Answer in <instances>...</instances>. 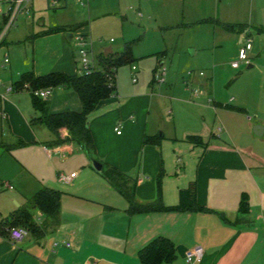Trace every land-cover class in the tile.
<instances>
[{"label": "crops", "instance_id": "obj_1", "mask_svg": "<svg viewBox=\"0 0 264 264\" xmlns=\"http://www.w3.org/2000/svg\"><path fill=\"white\" fill-rule=\"evenodd\" d=\"M76 1L77 6L85 7ZM126 2L134 3L136 6L131 10L147 23L154 22L151 15L156 17L161 5L168 18L177 15L182 3L183 14H190L197 23L207 21L229 35L242 37L257 32L260 50L264 52V0ZM62 5L66 9L68 0ZM224 25L246 29L229 32ZM42 27L40 33L51 29L44 24ZM57 27L73 29L71 33L78 29L77 24ZM71 33L37 38L34 53L39 55L41 49L48 50L44 62L34 60L33 68L29 61L20 66L10 61L8 70L6 64L0 63L3 67L0 74L4 75L0 82V162L7 159L13 170L12 174H6L0 168V222L21 209H30L38 224L48 225L44 237L28 234L31 238L25 237L20 242L11 240L8 231L0 234V264H141L139 252L158 237L175 244L177 259L171 264H188L186 252L197 245L205 249L200 264H264V115L258 120L250 117L247 109L218 102L213 97L212 77L205 78V74L185 84L170 74L161 83L154 68L150 83L147 79L141 84L132 80L129 87H118L116 74L115 96L101 101L88 118L95 144L92 156L70 141L66 129L60 131L64 143L54 145L56 137L47 127L31 123L39 116L33 107L31 91L14 86L28 72L37 77L56 72L78 74L75 53L66 44L73 39ZM84 34L80 37L88 41V32ZM26 40L18 43L26 45ZM132 42L126 43L121 52L108 46L101 54H94L96 66L99 67L102 56L117 59ZM2 48L5 55L10 52L8 38ZM255 49L254 45L251 52ZM132 58L134 63L133 52ZM76 65L79 67L78 62ZM254 67L251 60L249 69ZM144 72L138 67L135 71L142 76ZM8 86L14 87V91L8 92ZM195 89L202 90V94L195 96ZM48 101L50 114L83 111L80 97L74 91L52 89ZM256 127L261 129L259 135L255 133ZM192 136L202 138L203 145L190 143L188 138ZM146 137H161L162 142L159 146L146 145ZM21 142L25 145H20ZM28 146L44 158L47 164L44 172L48 174L31 165L28 157L20 156L21 149ZM55 159L72 162L70 169L75 171L68 173L65 169L58 171L57 178L50 176L52 168L59 169ZM94 160L102 164V171L95 169ZM108 167L135 180L136 197L141 204L157 201V178L163 173L166 207L177 206L180 191L195 183L197 202L209 211L132 215L128 212L129 203L103 176ZM72 174L77 175L70 183L60 181L61 175ZM6 178L16 187L4 181ZM5 182L13 189L5 187ZM44 188L62 194L60 210L54 219H47L30 206ZM243 195L247 196L250 209L245 215L240 212Z\"/></svg>", "mask_w": 264, "mask_h": 264}, {"label": "rangeland", "instance_id": "obj_2", "mask_svg": "<svg viewBox=\"0 0 264 264\" xmlns=\"http://www.w3.org/2000/svg\"><path fill=\"white\" fill-rule=\"evenodd\" d=\"M34 12L30 10L28 14L20 15L16 25L11 29L8 39L10 52L7 53L12 65H22L29 61L33 68V61L44 62L46 49H41L39 55L34 53L32 43L24 41L32 34L42 31L44 24L46 28L57 27L59 25H78V29L71 33L72 41L66 42L71 52L75 53L76 62H80V55L77 48V38L88 32L87 40L92 44L93 52L97 56L104 51V48L113 46L115 52H121L125 44L132 42V52L135 58L134 63L127 64L119 68L117 73L118 87L132 85L133 78L139 80L141 84L145 79L152 81V70L157 69L158 74L163 70L167 73L166 81L172 74L185 84L192 78L205 74V78L212 77L213 97L220 103L242 107L247 109L249 116L261 120L264 115V52H261L262 45L257 32H250L246 35H229L221 28L210 22L197 23L196 18L190 14H183V5L180 3V11L174 17L166 16V9L163 5L157 9V16L153 17L154 22L147 23L138 19L131 8L136 5L130 4L126 0H87L88 7L77 6L76 0H68L66 9L52 8L48 0H34ZM63 6V5H62ZM145 17L146 14L144 13ZM158 23H155V21ZM169 23L171 26H165ZM224 36V37H223ZM247 38L253 41L256 49L250 52V59L253 60L252 69L242 65L241 69L234 70L232 62L234 57L238 61L240 45H244ZM19 40V41H18ZM215 42L218 44H215ZM197 51L195 55L194 52ZM260 52V54H258ZM5 51L0 48V63H3ZM253 55H252V54ZM40 58V59H39ZM74 62V66L80 74V68ZM163 65L161 66V64ZM135 65L144 72V75L132 72ZM0 64V71L3 67ZM10 65L7 64V70ZM214 71V75H213ZM189 72L192 76L189 77ZM0 74V82L4 79ZM156 76V75H155ZM0 83V85H1ZM5 87V86H4ZM11 88L12 86H8ZM8 90V88H7ZM28 90H25V92ZM31 91V90H30ZM115 96V94L113 95ZM235 99V101H234ZM212 100H214L212 98ZM29 159L31 165L44 172V158L34 152L32 146L21 149V155ZM13 158V157H10ZM59 167L50 171V176L58 177V171L71 173L72 162H62L60 159L54 160ZM2 164V166H1ZM0 168L6 174H12L10 162L7 159L0 162ZM45 173V172H44ZM46 172L45 174H48ZM10 181L13 187L15 183ZM6 183V182H5ZM6 231L0 228V234ZM27 237V236H26ZM28 240L31 236L27 237Z\"/></svg>", "mask_w": 264, "mask_h": 264}, {"label": "trees", "instance_id": "obj_3", "mask_svg": "<svg viewBox=\"0 0 264 264\" xmlns=\"http://www.w3.org/2000/svg\"><path fill=\"white\" fill-rule=\"evenodd\" d=\"M203 23H207L203 22ZM229 32H240L245 30L243 26H223ZM1 30V27H0ZM73 29L65 27H56L46 30L43 33L32 34L26 42L34 43L39 37L59 33H71ZM133 62L132 44L126 46L125 51L115 60L101 57L99 67L93 72L80 73L76 75H67L56 72L45 76L37 77L34 72L23 74L21 80L15 84V88L23 90V86H30L32 103L34 109L39 113L37 118L32 120V125L40 124L47 127L56 137L54 145H61L64 141L61 139L60 131L66 129L70 135V141L81 145L89 155H93L95 144L89 128V115L97 108L101 101L111 98L117 92L116 74L118 68ZM114 75V86H110L108 75ZM63 88L65 90L76 92L82 102L83 111L76 113L72 111L50 114L49 101H44L35 96V91L44 89ZM239 111H244L239 109ZM188 141L195 145H203L200 137L192 136ZM146 145L159 146L162 142L161 137H146ZM20 145H25L21 142ZM105 179L111 186L129 203L130 214H143L164 211L181 212H206L208 209L200 206L197 202V189L195 183L188 189L181 190L179 194V204L175 207H166L163 203L162 180L163 173L157 178V201L149 204H141L136 197V182L126 174L115 168H106L103 172ZM62 194L59 191L44 188L36 194L31 200L30 206L33 210L42 212L47 219H54L58 215L61 205ZM240 212L249 214V203L246 195H243ZM47 224H38L30 209H21L12 214L8 219L0 222V228L8 231L11 228L19 227L27 231L28 234L44 237ZM141 264H171L177 259L175 244L168 238L158 237L149 245L143 248L138 254Z\"/></svg>", "mask_w": 264, "mask_h": 264}, {"label": "built area", "instance_id": "obj_4", "mask_svg": "<svg viewBox=\"0 0 264 264\" xmlns=\"http://www.w3.org/2000/svg\"><path fill=\"white\" fill-rule=\"evenodd\" d=\"M34 0H0V48L5 43L6 39L8 38V35L11 31V29L16 25L18 18L20 15L28 14L32 8ZM65 0H48L49 5L52 8H61L62 2ZM78 2L82 6H88L87 0H78ZM77 48L80 55V62H79V68L81 73H91L93 70H97L98 67L96 66V58L94 55V52L92 50V44H90L88 41H86L82 37L77 38ZM253 49V41L251 39H247L245 44L239 49L238 53V61L234 62L232 64L233 69H239L242 65L250 66L251 59H250V52ZM9 56L8 54L4 57V64H9ZM135 72L137 70V67L132 68ZM167 71L163 70L161 74H158L156 76L157 81L163 83L165 82V76ZM201 76H204V73H200ZM189 77L192 76V72H189ZM108 80L110 82V86H114L115 77L113 74H109ZM133 82L136 83L137 79L134 78ZM23 90H30V86L28 84H25L23 86ZM14 87H11L8 89V92H13ZM195 96H199L202 94V90L195 89L193 91ZM35 96L41 98L44 101H48L51 95V89H45L40 91L34 92ZM118 134L120 135L121 132L118 131ZM77 174H72L71 176L67 177L64 175L60 176V181L63 183H70L73 178L76 177ZM5 187L9 189H13V187L6 183ZM28 235L27 231L23 228L14 227L9 230V236L11 240L15 242H20L24 240V238ZM205 256V249L201 245H197L192 247L186 252V261L188 264H200Z\"/></svg>", "mask_w": 264, "mask_h": 264}, {"label": "water", "instance_id": "obj_5", "mask_svg": "<svg viewBox=\"0 0 264 264\" xmlns=\"http://www.w3.org/2000/svg\"><path fill=\"white\" fill-rule=\"evenodd\" d=\"M68 36H69V38L71 39V34H68ZM261 129H260V127H256V129H255V133L257 134L258 133V131H260ZM258 135H259V133H258ZM93 164H94V167H95V169L97 170V171H102V169H103V166H102V164H100L99 162H97V161H93Z\"/></svg>", "mask_w": 264, "mask_h": 264}]
</instances>
